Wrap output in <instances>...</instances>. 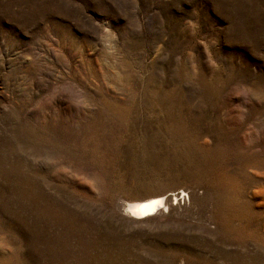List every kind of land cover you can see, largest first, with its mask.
Wrapping results in <instances>:
<instances>
[{"label": "rangeland", "instance_id": "374dc122", "mask_svg": "<svg viewBox=\"0 0 264 264\" xmlns=\"http://www.w3.org/2000/svg\"><path fill=\"white\" fill-rule=\"evenodd\" d=\"M0 264H264V0H0Z\"/></svg>", "mask_w": 264, "mask_h": 264}, {"label": "bare ground", "instance_id": "6f19581e", "mask_svg": "<svg viewBox=\"0 0 264 264\" xmlns=\"http://www.w3.org/2000/svg\"><path fill=\"white\" fill-rule=\"evenodd\" d=\"M167 209L163 196L133 201L125 206L126 214L133 219H143Z\"/></svg>", "mask_w": 264, "mask_h": 264}, {"label": "built area", "instance_id": "2783aa9c", "mask_svg": "<svg viewBox=\"0 0 264 264\" xmlns=\"http://www.w3.org/2000/svg\"><path fill=\"white\" fill-rule=\"evenodd\" d=\"M181 195H182V194L180 193L179 196H178L180 199H181V197H182Z\"/></svg>", "mask_w": 264, "mask_h": 264}]
</instances>
